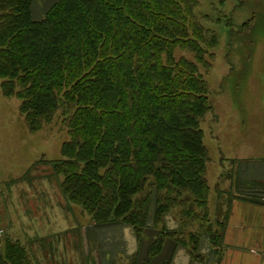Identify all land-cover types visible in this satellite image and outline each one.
<instances>
[{"label":"trees","instance_id":"16d2710c","mask_svg":"<svg viewBox=\"0 0 264 264\" xmlns=\"http://www.w3.org/2000/svg\"><path fill=\"white\" fill-rule=\"evenodd\" d=\"M32 1L0 0V107L19 98L28 132L60 111L68 139L49 161L70 184L67 198L95 224L130 225L139 243L147 224L159 227L143 264L166 238L202 260V235L219 258L231 196L211 214L201 126L209 84L174 56L181 48L200 61L219 42L196 19L195 0H59L40 19ZM173 210L181 226L168 230L163 214ZM23 251L7 241L9 264H24Z\"/></svg>","mask_w":264,"mask_h":264},{"label":"rangeland","instance_id":"374dc122","mask_svg":"<svg viewBox=\"0 0 264 264\" xmlns=\"http://www.w3.org/2000/svg\"><path fill=\"white\" fill-rule=\"evenodd\" d=\"M58 1L36 0L31 7L32 17L40 19ZM193 5L196 19L205 25L204 28L213 30L211 32L219 42L210 49L212 57L211 53H206L200 61L181 48L175 49L174 56L191 60L209 84L208 98L212 107L203 116L201 126L205 132L203 141L209 150V207L211 214H216V209L229 196L231 200L233 197L241 199L239 197L244 194L255 196L258 192L256 183L264 185L261 180L251 178L244 181V187L233 191L239 182L237 176L241 173L242 163L250 162L251 157L264 158V0H195ZM226 19L231 27L225 24ZM207 33L204 31L205 35ZM6 100L9 111L0 107V119L7 120L5 125L0 124V183L7 182L0 184L4 202H10L16 196L19 204L32 205L29 212L37 216L44 213L45 207L53 208L58 202H65L70 206L68 217L72 215L73 219L82 220L79 225L83 237L86 233L88 238V243L82 242L83 252L91 253V261L95 257V264H101V250L92 242L90 234V231L93 233L92 226H101L95 225L80 204L67 198L70 184L62 173L54 172V164L49 161L61 157V147L68 139L60 111H56L50 123L35 132H28L21 121L23 116L18 118L17 115L16 119L21 100L16 96ZM13 124L17 128L11 131ZM16 174L18 178L5 181L7 176ZM169 213L179 222L177 210ZM152 218L151 210L148 220ZM88 224L92 230L87 232ZM157 230L159 227H146L143 237H154ZM104 256L105 261L112 264H137L134 258L131 261L110 253H104ZM76 259L80 264L78 251Z\"/></svg>","mask_w":264,"mask_h":264},{"label":"crops","instance_id":"0c3cea01","mask_svg":"<svg viewBox=\"0 0 264 264\" xmlns=\"http://www.w3.org/2000/svg\"><path fill=\"white\" fill-rule=\"evenodd\" d=\"M35 3L36 0H33L32 6ZM41 12L44 14L42 6ZM251 158L253 160L250 162L242 163L241 173L237 176L239 182L237 181L238 185L234 187V192L244 187V181L247 179L257 178L264 183V158ZM255 186L258 192L254 197L264 199V185L256 183ZM1 191H4L3 188H0V262L9 264L7 252V241H9L23 248L26 256L24 264H78L77 251L80 264H95V257L91 261L89 256L91 253L83 252L82 242L88 243V238L86 233L83 237L79 225L82 220L73 219L72 215L68 217L67 211L69 212L70 206L65 202H58V205L53 208L45 207L44 213L37 216L36 213L29 212V209L33 208L32 205L19 204L16 196H13L10 202H4ZM163 224L168 230H175L179 226V222H176L169 212L163 214ZM95 225L101 227L92 226V233L88 224L87 232L90 231L92 242H95L101 250L103 258L101 264H112L105 261L104 253L122 256L131 261L137 255L139 264L148 260L149 245L155 236L142 238L139 243L132 227L128 224ZM147 227L154 229L151 222L150 225L147 224ZM223 242L224 249L217 258L208 237L202 235L197 250V253L203 256L200 260L191 258L185 248L177 245L171 238H166L160 252L149 259L150 264L165 262L169 264H264V204L233 197ZM119 251H123L125 255Z\"/></svg>","mask_w":264,"mask_h":264},{"label":"water","instance_id":"95a60500","mask_svg":"<svg viewBox=\"0 0 264 264\" xmlns=\"http://www.w3.org/2000/svg\"><path fill=\"white\" fill-rule=\"evenodd\" d=\"M239 198L241 199H245L248 201H252V202H256L259 204H264V199L258 198V197H254V196H250V195H242Z\"/></svg>","mask_w":264,"mask_h":264}]
</instances>
